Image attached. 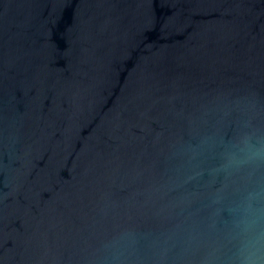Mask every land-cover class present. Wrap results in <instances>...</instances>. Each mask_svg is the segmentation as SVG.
I'll list each match as a JSON object with an SVG mask.
<instances>
[{
    "label": "water",
    "instance_id": "water-1",
    "mask_svg": "<svg viewBox=\"0 0 264 264\" xmlns=\"http://www.w3.org/2000/svg\"><path fill=\"white\" fill-rule=\"evenodd\" d=\"M0 264H264V0H0Z\"/></svg>",
    "mask_w": 264,
    "mask_h": 264
}]
</instances>
